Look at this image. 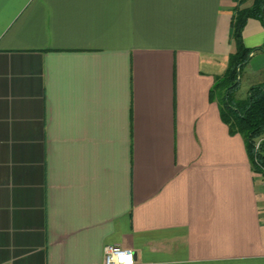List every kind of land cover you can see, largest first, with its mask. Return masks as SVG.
Segmentation results:
<instances>
[{"label": "crops", "instance_id": "obj_1", "mask_svg": "<svg viewBox=\"0 0 264 264\" xmlns=\"http://www.w3.org/2000/svg\"><path fill=\"white\" fill-rule=\"evenodd\" d=\"M239 1L0 0V264H264L261 174L212 92ZM255 85L264 50L235 98Z\"/></svg>", "mask_w": 264, "mask_h": 264}, {"label": "trees", "instance_id": "obj_2", "mask_svg": "<svg viewBox=\"0 0 264 264\" xmlns=\"http://www.w3.org/2000/svg\"><path fill=\"white\" fill-rule=\"evenodd\" d=\"M249 18H258L264 24V0H252L247 6L242 5V0L238 2L231 19L235 51L229 54L226 70L216 79L212 92L219 101L220 116L227 123L230 133L241 134L252 163L256 156L264 166V144L255 149L257 138L264 133V86H252L244 101L235 98L240 71L247 63L250 52L264 50V45L252 49L243 42L242 30Z\"/></svg>", "mask_w": 264, "mask_h": 264}, {"label": "built area", "instance_id": "obj_3", "mask_svg": "<svg viewBox=\"0 0 264 264\" xmlns=\"http://www.w3.org/2000/svg\"><path fill=\"white\" fill-rule=\"evenodd\" d=\"M263 142V139H258L255 142V149L257 150ZM253 166H255L261 174L260 186L264 195V166L259 163L256 156L253 159ZM125 257H127V259H125ZM103 264H134L132 250L118 245H106L104 248Z\"/></svg>", "mask_w": 264, "mask_h": 264}, {"label": "snow or ice", "instance_id": "obj_4", "mask_svg": "<svg viewBox=\"0 0 264 264\" xmlns=\"http://www.w3.org/2000/svg\"><path fill=\"white\" fill-rule=\"evenodd\" d=\"M119 259H120V257H119ZM125 259H127V257H125Z\"/></svg>", "mask_w": 264, "mask_h": 264}]
</instances>
